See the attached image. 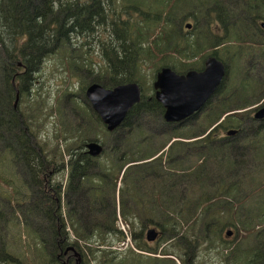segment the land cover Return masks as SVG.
Instances as JSON below:
<instances>
[{
    "label": "trees",
    "instance_id": "obj_1",
    "mask_svg": "<svg viewBox=\"0 0 264 264\" xmlns=\"http://www.w3.org/2000/svg\"><path fill=\"white\" fill-rule=\"evenodd\" d=\"M185 21H191L189 29L185 28ZM259 21L264 22V0H0V64L4 65L1 61L7 59L12 67L14 62L22 61L27 69H34L50 54L62 52L61 69L68 77L79 80L82 93L84 79L86 84L91 79L104 88L131 82L141 88V100L122 126L113 132L103 130L107 139H115L122 129L119 146L98 138L100 128L94 124L99 122L103 127L101 121L86 110V104L76 102L75 95L66 88L57 93L54 108L47 110L48 116H57L53 122L57 127L46 138L38 137L46 121L43 99L37 96L29 104L26 102L30 115L27 118L33 127L27 128L24 147L16 144L15 150L10 146V152L4 149L0 153V196L8 184L11 201L23 202L9 166L6 174V160L12 165L17 160H12L13 156L20 157L31 182H38L48 170L45 166L50 168L53 163H63L64 156L81 154L88 141L100 143L102 155L108 157L104 161L107 164L91 160L98 163L105 179H99L104 182L101 185L90 178L91 184L100 186L101 191L90 192L88 208L82 191L84 183L80 181L77 191V178L72 180L70 205L64 210H55L44 195L35 201V211L47 224L43 232L47 238L38 233L37 227L31 229L13 221V210L8 213L11 216L3 218L0 203V264H35L32 253L43 264H74L73 254L69 262L62 263L57 258L60 250L69 247L79 255L81 264H134L130 248L117 256L115 251L102 248L108 237L122 243L126 240L115 228L118 181V214L129 226L133 241L137 215L141 222L152 219V227L170 246L168 251L161 249L162 255L175 254L183 238L186 250L195 245L216 251L219 264H264V166L254 162L264 157V119L258 121L251 116L260 98L264 100V84L249 75L252 66H245L252 58L260 65L264 62ZM99 25L110 29L109 41L99 46L100 61L93 62L86 54V41L68 50L73 36L89 37ZM208 56L225 66L226 75L220 86L184 126L167 124L171 127L168 136L154 148L140 124H132L135 116L163 115L161 105L149 95L151 87L143 70L151 71L150 79L162 67L177 74L199 71ZM7 86L11 89L10 79ZM1 88L0 84V132L11 129L17 142L18 128L1 123L3 108L7 106ZM64 97L70 102L72 116L78 115L71 124L70 120L64 121L60 107ZM221 118L224 119L217 124ZM219 130L224 132V138L218 136ZM230 130L243 137L231 142L233 137L226 136ZM33 136L36 144L31 142ZM235 143L239 151L237 147L233 149ZM73 171L81 172L82 168ZM181 182L185 183L184 189ZM107 195L112 200L108 217L104 212L109 205L102 199ZM158 204L163 207H156ZM167 204L169 208H165ZM24 208L22 213L27 207ZM80 210L81 220L77 219ZM28 214L29 211L21 214L24 222ZM221 215H225L223 222ZM55 216L60 220L56 221ZM226 227L234 229L231 242L220 236ZM7 232L12 245L21 247L23 259L16 249L10 251ZM169 264L175 262L170 260Z\"/></svg>",
    "mask_w": 264,
    "mask_h": 264
},
{
    "label": "flooded vegetation",
    "instance_id": "obj_2",
    "mask_svg": "<svg viewBox=\"0 0 264 264\" xmlns=\"http://www.w3.org/2000/svg\"><path fill=\"white\" fill-rule=\"evenodd\" d=\"M264 23L263 21H259L258 25L261 29V34L264 37V29L260 27V24ZM215 31H219V26L216 23ZM86 46L90 47L89 43H86ZM85 46V47H86ZM90 50V48H87ZM217 49V48H216ZM87 55L90 56L89 51H87ZM101 57V54H99ZM91 57V56H90ZM91 60L94 59L91 57ZM100 60H94L93 62H98ZM5 63L3 65V77L0 79V84L2 83L3 89L2 93L4 98L6 99L7 106L3 108V116L6 119V122L9 123V115H12L15 117V121L17 127H18V140L17 142L14 139V143H7L6 139L1 140L3 143L2 150L7 149V152H10V146H12L11 149L15 150L14 144H17L19 146L24 147L25 143V134L27 131V128L30 129L33 127L32 122L27 118L30 115L27 114V104L30 103V101H33L32 98L37 97V91L41 90L45 86L42 85L43 81L39 80V75L41 74L42 67L44 62H42L41 65H38L34 69H30L25 67L24 63L22 61H16L14 62L13 66L10 67V61L5 60ZM260 65V64H258ZM256 73L260 74V70L264 71V62L262 66L254 67ZM26 76H28V81L26 79ZM7 79H10V85L11 89L7 86ZM11 92V94H10ZM40 96V95H39ZM264 105V100L255 108V111ZM254 111V112H255ZM253 112V113H254ZM9 125V124H7ZM13 135H15L13 133ZM38 137H41L40 135ZM31 142L36 144L34 141V136L31 139ZM91 142V141H88ZM86 142V143H88ZM85 143V144H86ZM98 143V142H97ZM13 144V145H12ZM85 144L83 145V150L81 154L72 155L67 158V160L61 164L53 163L50 168L45 166L46 174L41 176L40 181L38 182H31L29 180V174L24 168L23 164L20 162V157L15 158L14 155L13 159H17L16 161H12L16 166H19L22 168V174L23 177L18 180V192L21 193V197L23 198V202L16 203L12 202L10 197V187L7 184V187L4 186L3 193L0 196V203L1 208L4 210L3 207L7 208L8 210H13L17 206L24 207L33 205L35 206V201L37 199H41V195H44L49 199L53 205L55 206V210H58L60 207L64 208L68 207L70 205V193H71V184L72 180L77 178L76 187L78 191V184H80V181L82 180L84 183V188L82 187L83 196L85 199V206L86 208L89 207V204L91 202L90 192H96L99 193L101 191V187L97 186L95 184H91L90 178H94V180L98 181V184L104 185V182H101L99 179H105V175L102 171L99 170L98 163L96 162L99 158H102L103 155H99L97 157H91L86 153ZM100 144V143H99ZM21 147V148H22ZM71 159L70 162L69 160ZM92 159H95L96 161H91ZM9 160H6L8 162ZM65 163V164H64ZM9 165L5 163V170L6 174L9 173V170L12 169L13 174L17 173V169L8 167ZM71 167V168H70ZM73 168H82L81 172L73 171ZM15 172V173H14ZM19 174V173H18ZM27 178H26V176ZM77 175V176H76ZM43 184V185H42ZM26 192L28 193V197L26 198ZM96 195V194H95ZM103 201H108L109 198L103 197ZM32 201V202H31ZM7 210V212H9ZM6 213L3 212V218H6ZM63 220H65V216L61 215ZM56 221H59V217L55 216ZM137 221V222H136ZM139 221V222H138ZM138 225H145L147 229L153 228L152 227V219H146L144 222H141L138 216L134 218V226ZM158 232V236L155 241L153 242H147L146 238L142 237V235L139 237V235L134 234V241L139 245L134 254V264H169L170 260H175V264H197L198 260V246H193L192 250H186V243L184 242L183 238L179 242V250L177 254H174L173 256L169 255H162L161 249L165 248L166 245H168L167 242L161 244V248L157 250L156 253L152 252L159 245V230L154 228ZM146 233V232H145ZM189 246V245H188ZM191 247V245H190ZM70 248V247H69ZM72 251H69L68 248L65 250H60V252L57 255V258L60 262L64 259V262H69L71 259L70 254ZM73 256V255H72ZM74 258V264H75V257ZM172 260V261H173Z\"/></svg>",
    "mask_w": 264,
    "mask_h": 264
},
{
    "label": "rangeland",
    "instance_id": "obj_3",
    "mask_svg": "<svg viewBox=\"0 0 264 264\" xmlns=\"http://www.w3.org/2000/svg\"><path fill=\"white\" fill-rule=\"evenodd\" d=\"M136 14L133 13L132 16L134 17ZM188 24V23H191V21H185L184 24ZM110 29L108 27H105V25H99L95 28L94 30V33H92L89 37L87 35H85L86 37L82 38V37H72V39L69 41V43L67 44V47H68V50H73V49H76L78 46H80L82 43H84L85 41L88 42L90 44V47L88 46H84V50L86 52V54L88 53L87 51H89V54L90 56L94 59V60H100V56H99V46H100V43H104L105 41H109V37H110ZM87 48H90L87 49ZM62 52H59V53H54V54H50L49 57L47 58L48 60H46L43 64V67H42V71H41V74L39 75V80L43 81L42 85L45 86L44 88H42V91L39 90L37 91V96H41V98L43 99V102L45 103V107H46V111L43 113V119H45L46 121L43 122V127L40 129V132L38 133L41 138H46V136H51L53 133H54V130H55V126L54 125V119L57 117L54 113L52 114V117L48 116L47 115V110L50 109V108H54V104L56 103V98H57V93L59 91H63L65 88L70 91L71 93H73L75 95V97L77 98L76 102H82L84 104H86L88 106L89 109H86L89 113L90 111L93 112L87 102V100L85 99V96H84V92H80V87H79V80L75 77H68V75L61 69L63 68L61 65H60V55H61ZM89 56V57H90ZM90 57V58H91ZM6 60V59H5ZM5 60H2L1 62L2 63H5ZM93 60V61H94ZM6 64V63H5ZM259 63L257 62V59L256 58H252L251 61H248V63L245 64L246 67H249V66H252V68H249V75H251L253 78H257V81H259V84H264V71H261L260 70V74L259 73H256L254 67H259L260 65H258ZM202 66H203V62H202ZM262 66V65H261ZM3 64H0V79L3 77ZM94 73L96 72V66H94ZM144 72V76H145V80H146V83L148 85H150L151 87V84L153 82L154 79H150V75H151V71H149L147 68H145L143 70ZM85 76V75H84ZM85 78V77H83ZM88 84H86V80L84 79V83H85V89L92 83L91 82V79H88ZM81 83L82 82V79H81ZM258 83V82H257ZM1 89H3V85L1 83ZM149 95H152L153 96V90H152V87H151V91L149 92ZM262 102V99L260 98V100L257 102V106ZM256 105H254L253 107H255ZM60 107H61V110H62V114H63V111H64V115H65V118H64V121L67 122L68 120H70V124L74 121V118L76 116H78L77 114H71L70 112V102H68L66 100V98L64 97L61 101V104H60ZM253 115V113L251 114V116ZM253 117V116H252ZM137 121V122H136ZM1 123H5V124H9L10 126H13L15 128H18L16 124V121H15V117L12 116V115H9V123L6 122V119L4 116H2L1 118ZM99 123V122H98ZM97 122H95L94 126H96L99 130H100V133L97 134L98 135V138L103 142V141H106V135L104 133L103 130H106L105 127H101ZM140 124L143 132L148 135V137L150 138V141L152 142V145L154 146V148L157 146L158 147V143L159 142H162L166 139V137L168 136V133H169V130H170V125L167 126V124L165 125L164 121H163V118L162 117H157V116H135L133 121H132V124ZM122 126V125H121ZM120 126V127H121ZM179 126H184V123L183 124H179ZM57 127V126H56ZM119 127V128H120ZM12 130L9 129L8 131H4V132H0V135H2V137L0 138V153L2 151V142L1 140L3 139H6L7 143H14V135L13 133L11 132ZM121 132H122V129L119 130V132H117V137H115V139H107V142H113L116 146H119L120 145V140H122L123 138V135H121ZM218 136L220 138H224L225 134L223 131H218ZM121 135V136H120ZM120 136V137H119ZM233 138H230L231 139V142L234 140H236L237 142V139H240L242 136V133H236L235 136H232ZM114 140V141H113ZM174 141V140H172ZM13 145V144H12ZM236 145V146H235ZM235 147L237 150L239 149L238 146H237V143H235ZM14 146H16V144H14ZM62 150H64V145H62L61 147ZM166 148H164L165 150ZM236 150V151H237ZM239 151V150H238ZM233 155V151H232V154ZM68 156H64L63 159L65 162L67 160ZM108 159V157H105L103 156L102 158H99L98 161L99 163L101 164H107L105 163L104 161H106ZM247 159V158H246ZM14 162V161H13ZM255 162V165H259V166H264V157L261 158H256V160L254 161ZM12 163V162H11ZM9 165V167L11 168H14V169H17V173H15L14 178L12 179V182L13 184H18V180H20L21 177H23V174H22V168L19 167V166H16L14 163H12V165H10L9 162H6V165ZM65 164V163H64ZM246 164L248 165V162L246 161ZM50 170V169H48ZM6 171V170H5ZM19 173V174H18ZM26 176V174H25ZM151 176V175H150ZM27 178V176H26ZM29 178V177H28ZM30 180V178H29ZM119 180H120V177H119ZM181 186H182V189L185 188V183L184 182H181ZM120 188V182L118 181L117 185H116V189H117V193L115 192V200H114V205H115V210H116V222H115V228L122 232V234L125 236L126 240L124 243H122L121 241H117L113 238V236L111 237H108V241L106 243L105 246H103L102 248H106V249H110L115 251L114 255L117 256V254H120L122 252H124L126 249L130 248L133 253L135 252L138 244L136 242H134L131 237H130V228L127 224H125V222L119 217V214H118V209H119V196H118V190ZM147 189V188H146ZM3 193V192H2ZM106 198L108 197L109 200L106 201L107 204L109 205L108 209L106 210V212H104L107 217L110 216L112 210L110 211V206H111V203H112V200H111V197L110 196H105ZM32 202V201H31ZM26 211L22 213V211L25 209L24 207H20V206H17L15 209H13V217H12V220L13 221H18L21 225H24L25 227H29V228H34V227H37L38 230H40V232H38L39 234H43L44 230H45V227H47V224H45L44 221H42V216L40 215L39 212L35 211V206L33 205H30L29 206H26ZM80 207V206H79ZM156 207H163V204L160 205L158 204ZM170 206L167 204L165 206V208H169ZM174 207H176L174 205ZM4 210H2L3 212L6 213V217H9L11 215H9L7 212V208L3 207ZM75 208V207H74ZM2 209V208H1ZM10 211V210H8ZM27 211H29V214L26 215V220L24 222V219H25V216L21 215V214H25ZM110 211V212H109ZM109 212V213H108ZM83 217V212H81V210L79 211L78 213V216H77V219H82ZM225 215H221V221L223 222V220L225 221L224 219ZM16 218H20V220L16 219ZM75 220V219H74ZM137 222V221H136ZM139 222V221H138ZM224 225V223H223ZM146 226L145 228H142L141 225H138V226H134V229H133V232L135 235H139V237L142 235V237L144 238L145 237V232H146ZM231 230L233 232V234L230 236V237H225L224 236V232L226 230ZM67 232L70 233L69 229H67ZM12 233V232H10ZM44 235V234H43ZM45 238H47L46 235H44ZM220 236L222 237V239L224 241H232L233 238H234V229L232 227H226L222 230ZM23 238V237H22ZM41 238V237H40ZM94 238V237H93ZM7 243L8 244H11L10 245V251H16L20 257H22L23 259V255H22V251H21V247L20 246H15V245H12V238L9 237V232H7V238H5ZM42 239V238H41ZM50 240V239H49ZM94 240H96L94 238ZM165 242H163V240L161 239V237L159 238V245L157 247H155L156 250L160 249L161 248V244H163ZM168 246V245H167ZM170 246L168 247H165L166 250L168 251L170 248ZM165 248L162 250H165ZM161 250V251H162ZM198 252V260H197V264H219L220 260L217 258V256L215 255L217 252L214 251L213 249H211L210 251L208 250H205L204 249V246H198L197 248ZM21 251V252H20ZM175 254L178 253V251H174ZM72 253V252H71ZM73 254V253H72ZM167 255L169 256H173L174 254H169L167 253ZM37 256H34V253H32L31 255V260L35 263V264H43L41 263L40 260L37 261L36 259ZM173 260V259H172ZM175 261V260H173ZM64 262V259L62 260V263ZM72 262V261H71Z\"/></svg>",
    "mask_w": 264,
    "mask_h": 264
},
{
    "label": "water",
    "instance_id": "obj_4",
    "mask_svg": "<svg viewBox=\"0 0 264 264\" xmlns=\"http://www.w3.org/2000/svg\"><path fill=\"white\" fill-rule=\"evenodd\" d=\"M190 26L186 24L185 28L189 29ZM260 27L264 29V23H261ZM225 75L224 64L214 56L206 57L199 71L189 70L184 74H177L168 67L160 68L151 87L154 100L163 108V121L166 124H183L196 115L216 92ZM84 96L106 131L113 132L123 124L130 110L139 104L141 89L137 83L132 82L112 88L91 83L85 89ZM253 118L258 121L264 119V105L254 112ZM236 133V130H230L226 135L234 136ZM85 149L91 157H97L103 152V146L93 141L86 143ZM231 234V231L227 230L224 235L230 237ZM157 236L158 232L154 228L146 230L147 242L155 241ZM68 250L73 252L71 247ZM73 256L75 264H81V258L75 251Z\"/></svg>",
    "mask_w": 264,
    "mask_h": 264
}]
</instances>
